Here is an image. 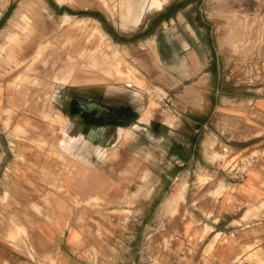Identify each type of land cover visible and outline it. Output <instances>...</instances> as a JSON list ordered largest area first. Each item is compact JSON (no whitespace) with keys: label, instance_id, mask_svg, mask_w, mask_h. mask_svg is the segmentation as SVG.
I'll use <instances>...</instances> for the list:
<instances>
[{"label":"crops","instance_id":"crops-1","mask_svg":"<svg viewBox=\"0 0 264 264\" xmlns=\"http://www.w3.org/2000/svg\"><path fill=\"white\" fill-rule=\"evenodd\" d=\"M53 1L54 7L46 0H0V25H5L4 29L0 28V41H17L2 44L0 66L23 63L19 56L35 55L42 43L60 35L56 31L57 19L95 20L111 39L112 33L103 22L118 30L110 16L87 0ZM160 1L167 16V42L172 48L167 65L172 67L173 79L178 72L183 82H191L181 86L180 97L174 95L179 84L173 82L167 90L171 89L174 103H184L186 110L203 117L195 130L197 142L190 145L183 140L182 152L188 155L178 164H198L203 170L213 164L216 175H220L218 180L202 182L203 192L185 194L179 204L180 211L178 208L176 214L167 216L165 231L170 245L165 264H264V16L255 13L264 8V0ZM136 5L135 0H120L118 7L130 9L132 17ZM246 14L249 19H245ZM131 17H121L123 27L134 26L135 18ZM143 20L144 17L141 23ZM20 26L23 34L16 31ZM119 31L125 33L123 29ZM114 54L118 57V49ZM112 67V71L108 67L104 73L109 76L115 71L124 73L128 80L145 86L135 69L126 73L119 63ZM71 71L66 68L60 76H55L52 103L47 99L55 106L62 126L58 149L69 158L65 166H17L48 171L39 173L37 188H27L30 198L34 199L35 195L38 198L39 213L28 215L22 225L23 235L11 237L9 234L17 233L13 226L0 224V264H125L126 252L132 250L127 246L129 242L124 238L126 231L122 226L94 218L108 208L106 205L103 209L102 201L108 203L116 195V199H123L116 194L117 188L104 172V166L96 165L108 162V122L112 107L109 98H114L112 103L124 109L129 99L121 97L123 89L117 87H110L106 96L109 85H68ZM212 76L213 81L207 80ZM31 84L41 86L36 80ZM211 90L212 101L208 94ZM153 105L154 102L148 111L139 109L143 121L149 122ZM177 121L169 126L173 134L178 130ZM27 127L17 124L11 136L17 131H30ZM115 134L127 141L134 131L121 129ZM38 135L52 134L47 131ZM227 150L231 152L228 160L216 158L217 153ZM14 167L11 164L6 170ZM57 168L65 171L58 175ZM3 181L10 185L17 183L8 175ZM161 182H156L150 193ZM183 184V190L171 197L173 193L167 204L173 207L183 198L189 183ZM6 189V194H13L11 187ZM139 195L135 193L134 200H154L153 196L140 198ZM96 201L102 204L99 202L95 207ZM91 203L95 208L87 207ZM145 212L143 209V216ZM112 236L119 238L118 245L112 243ZM138 250L129 264H143L138 259Z\"/></svg>","mask_w":264,"mask_h":264},{"label":"rangeland","instance_id":"rangeland-1","mask_svg":"<svg viewBox=\"0 0 264 264\" xmlns=\"http://www.w3.org/2000/svg\"><path fill=\"white\" fill-rule=\"evenodd\" d=\"M46 1L54 7L53 0ZM87 1L111 17L118 30L107 22H103V25L112 33L113 39L105 34L95 20L57 19L56 31L60 35L42 43L39 46V53L37 51L35 55L29 57L22 54L19 56V59L24 60L21 64L0 66V224L13 226L14 232L17 233L9 236L20 237L25 230L22 225L28 215L39 213L38 198L36 195L33 196L34 199L30 198L27 188H37L39 173L43 174L48 170H39L37 167L21 169L17 166L21 164L65 166L64 164L67 163L69 157L58 149V143L62 139V126L57 120L55 106L51 103L56 85L55 76H60L63 70L70 68L72 73L68 85H109V88L105 89L106 96L110 87H117L123 89L121 97L129 99V105L124 109L112 103L115 101L114 98H109L112 106L108 122L110 151L103 155V158H106L108 153V162L95 164L99 167L104 166V172L114 183L113 187L117 188L116 194L121 195L123 199H116V195L108 203L102 201L105 204L103 209L106 205L108 208L94 218L98 221L102 219L109 225H120L125 229L124 238L129 242L127 246L132 249L126 252L125 264L132 261L137 248H139L138 259H142L143 264H165L167 248L170 245L165 231L167 216L176 214L178 208L180 211L179 204L185 199V194L187 196L195 195L199 191L203 192L202 182L220 179V175L215 173L213 164L207 170L198 168V164L183 166L178 164L188 155L187 152H182L183 140L190 145L197 142L199 138L195 130L198 122H201L199 119L203 117L196 111L186 110L187 106L184 103H174L171 89L167 90V86H171L173 82L179 84L180 88L174 91V95L180 97L181 86L191 82H183L182 75L178 72L174 73L173 79L172 67L167 65L172 48L170 42H167L165 33L168 28L165 24L166 11H147L144 20L138 26L123 27L121 17L123 15L131 17V10L119 9L120 0ZM140 1L135 0V4ZM258 12L261 13L259 16H264V8L255 10V13ZM132 13L131 18H136L139 10L135 9ZM246 18L249 19L247 14ZM51 21L55 20L51 19ZM0 28L4 29L5 25H0ZM21 28L20 26L16 31L23 34L24 29ZM120 29L125 30V33L119 31ZM25 31H27L26 27ZM10 42L17 41H0V50L2 44ZM117 49L118 57L114 54ZM179 49L180 46L177 47V51ZM118 63L126 73L135 69L137 76L146 82L145 86L128 80L124 77V73L118 74L115 71L113 76L104 73V69L109 67L112 71L113 64ZM209 79L213 81L214 76L207 78ZM35 80L39 81L41 86L33 87L31 81ZM208 94L212 101V90ZM133 96L137 98L133 100ZM47 99H50L51 103ZM44 102L46 105L43 104ZM153 102L151 118L149 122H145L139 109L148 111ZM113 106L119 107L120 110H115ZM172 121L174 123L177 121L175 126H178L174 134L169 127ZM17 124L28 126L27 129L30 131H17L16 135L11 136L16 131ZM121 129L133 130L134 136L127 141L118 139L115 133L120 132ZM47 131L52 135H38ZM230 155V150L222 151L220 155L217 153L216 158L228 160ZM194 158L199 159L198 150ZM11 164L16 167L6 170V166ZM59 168H57L58 175L65 171ZM7 175L15 180L12 182L17 183L5 184L3 180ZM161 180L156 191L150 193L156 182L159 183ZM182 182H188L189 187L187 186L188 189L184 191L183 198L172 207L166 201L173 193L175 194L171 197L183 190L185 184L181 186ZM6 187H11L13 194H6ZM209 187V185L206 187L207 190ZM135 193H139L140 198L153 196L154 200L146 201L138 198L134 200ZM99 202H95L97 203L95 207ZM87 205L89 209L95 208L92 203ZM143 209L146 210L144 216ZM112 238V243L118 245L119 238L115 236ZM125 240L120 239L122 243ZM114 245L111 246L115 248Z\"/></svg>","mask_w":264,"mask_h":264},{"label":"flooded vegetation","instance_id":"flooded-vegetation-1","mask_svg":"<svg viewBox=\"0 0 264 264\" xmlns=\"http://www.w3.org/2000/svg\"><path fill=\"white\" fill-rule=\"evenodd\" d=\"M145 0H141L135 7V9L139 10L138 16L135 18V24L134 26H138L141 23V20L143 19L145 13L147 11L155 10V11H162L165 9L161 8V1L160 0H148L146 3V7L143 8V5L145 4ZM134 9V10H135Z\"/></svg>","mask_w":264,"mask_h":264},{"label":"bare ground","instance_id":"bare-ground-1","mask_svg":"<svg viewBox=\"0 0 264 264\" xmlns=\"http://www.w3.org/2000/svg\"><path fill=\"white\" fill-rule=\"evenodd\" d=\"M60 1H64V0H60ZM221 187H223V186H221Z\"/></svg>","mask_w":264,"mask_h":264}]
</instances>
